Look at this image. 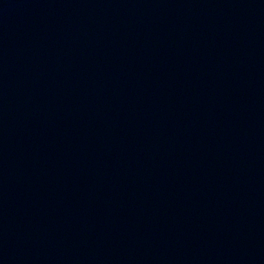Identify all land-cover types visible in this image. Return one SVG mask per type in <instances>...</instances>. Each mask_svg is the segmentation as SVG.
I'll list each match as a JSON object with an SVG mask.
<instances>
[{
  "label": "water",
  "instance_id": "obj_1",
  "mask_svg": "<svg viewBox=\"0 0 264 264\" xmlns=\"http://www.w3.org/2000/svg\"><path fill=\"white\" fill-rule=\"evenodd\" d=\"M0 264H264V0H0Z\"/></svg>",
  "mask_w": 264,
  "mask_h": 264
}]
</instances>
